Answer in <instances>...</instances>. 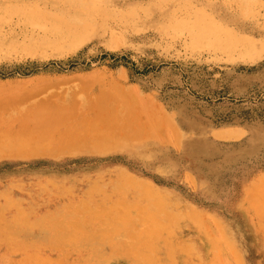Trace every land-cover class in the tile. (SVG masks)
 Here are the masks:
<instances>
[{
	"label": "rangeland",
	"instance_id": "obj_1",
	"mask_svg": "<svg viewBox=\"0 0 264 264\" xmlns=\"http://www.w3.org/2000/svg\"><path fill=\"white\" fill-rule=\"evenodd\" d=\"M100 104L153 125L0 154V264H264V0H0V133Z\"/></svg>",
	"mask_w": 264,
	"mask_h": 264
},
{
	"label": "bare ground",
	"instance_id": "obj_2",
	"mask_svg": "<svg viewBox=\"0 0 264 264\" xmlns=\"http://www.w3.org/2000/svg\"><path fill=\"white\" fill-rule=\"evenodd\" d=\"M83 2H84V0H82ZM30 11V10H29ZM18 12V11H17ZM16 12V13H17ZM25 13V12H24ZM24 13H22V12H20V13H17V14H24ZM33 13V12H32ZM26 14V13H25ZM35 14V13H34ZM40 15V14H39ZM40 18V17H39ZM42 18V17H41ZM59 20V19H58ZM55 21H57V20H55ZM57 23L58 24H60V22H58L57 21ZM62 23V22H61ZM87 25V24H86ZM85 25V26H86ZM53 26H55V25H53ZM52 26V27H53ZM61 26V25H60ZM63 26V25H62ZM64 27V26H63ZM55 28H57V26L55 27ZM74 27H67L66 29H65V32H64V30H63V32L64 33H66V34H77V32L73 29ZM51 29V28H50ZM49 29V30H50ZM53 30H54V28H53ZM56 31H57V29H56ZM210 32V31H209ZM80 33V32H79ZM220 34V33H219ZM233 37V36H232ZM75 38V37H74ZM229 38V37H228ZM68 39V38H67ZM67 39H65V40H67ZM74 40V39H73ZM113 95V94H112ZM111 95V96H112ZM104 96V95H103ZM103 96L101 97L102 99H103ZM107 96H109V95H107ZM107 96H104V98L106 97L107 98ZM114 95H113V99H112V97H111V99H112V101L114 102V100H115V102H116V99H117V97L114 99ZM101 98H99L101 101H102V99ZM105 98V99H106ZM123 98V97H122ZM98 99V98H97ZM96 99V100H97ZM105 99H104V101H105ZM108 99V98H107ZM110 99V98H109ZM99 100V101H100ZM118 100V99H117ZM122 100V99H121ZM101 101H100V103H101ZM93 102V101H92ZM97 102V101H96ZM114 102V103H115ZM102 103H103V101H102ZM101 103V104H102ZM104 103H106V102H104ZM121 103V102H120ZM95 104V103H94ZM101 104H100V106H101ZM102 105H104V104H102ZM90 106L91 105H88V107L87 108H89L88 110H87V108H86V110H87V113H88V111L90 110ZM96 106V105H95ZM100 106H97L96 108H100ZM102 108H103V106H101ZM114 107V108H113ZM113 107H112V104H111V106H110V109H111V111H110V114H111V117H113L112 115H113V113H115V115H116V112H117V109H115V108H118V107H116V106H114L113 105ZM124 107H125V105H124ZM93 108L95 109V111H98V113H100L99 112V110L101 111V109H97L96 110V108L93 106ZM113 108V109H112ZM129 108V107H128ZM131 108V107H130ZM129 108V109H130ZM137 107H135V109H136ZM128 109V110H129ZM135 109L133 108V110L134 111H131V113L129 112L130 110H132V108L128 111V118H127V113H126V115H125V119L123 120V125L125 124V126L123 127V128H125V130L126 129H129V131H131L130 132V134H128L129 133V131L128 132H126V137L124 136V140L126 141V139H128V141L130 142V140H135V139H130L132 136L133 137H135L136 135H137V132H139L138 133V135L137 136H139V134H140V132H141V136H142V131L144 130V129H146L147 128V126H145L146 128H144V126L142 125V124H140L141 122H140V119H139V124L137 123V119L138 118H140V116L136 119V120H134V118L136 117L135 116V114H133V113H136L135 112ZM139 110H140V108H138ZM143 111H144V108H141ZM73 110V109H72ZM72 110H66V111H63V112H61V113H59L60 115H61V118L60 117H58V115H57V113H56V116H57V118L56 117H53L54 119L52 120V118L50 119L51 121H48L47 119H45V121L47 120L48 122H46L45 123V125H43V124H41V120L39 121L38 120V127H37V129H36V131H35V128H36V125L37 124H32V125H30V124H28V122H26L25 121V123H26V126L27 127H25V128H27V130L24 128L23 129V131L22 132H20L19 131V135L18 136H14V135H12L11 133H8L9 131H7V129L8 128H10V127H7V129L5 130V129H3L4 131V133H0V137H1V135L2 136H5L4 138H0V154L1 155H6V154H10V152H14V153H17L19 156L20 155H24V156H29L30 157V155H32L31 157H37V156H35V155H48V154H60V153H74V152H76V151H83V150H85V149H87V148H91V147H93V146H99V147H101V146H106L107 144L108 145H110L114 140H117V139H120L121 137H122V134L120 135V133L118 132V131H120V132H125V130L123 131V129L121 130V128H122V126L120 125L117 129H116V131L114 130L115 129V127H114V129H113V124L115 123V122H117V120L115 121V119H117V118H115V115H114V121H113V118L111 119L110 118V115L108 116V111H109V109H107V106H106V108H105V110L107 111L106 113H104L105 111H104V108L102 109V111H101V114H98L97 112V114L99 115V116H101V117H105L106 118V116H108L106 119L108 120H106L104 117L103 118H100L99 116V118L98 117H96L97 116V114L95 115V114H93V116H94V118H95V120H94V118L91 120V123L89 124L88 122V119H87V122H86V118H85V121L83 120V118H82V114L84 113H79L80 114V117H81V119H82V121H84V123L83 122H81V126H77V125H80V122L79 123H77V125L74 127L73 126V128L74 129H77V131L79 130L78 128L79 127H81V130H79L78 132H75V133H72V131H69V132H63V133H60L59 132V130H58V126L61 128V126H63V124L61 125L60 123H62V122H60V120L62 121L63 119H66L67 118V121L66 122H69V123H71V121H69V116H71V115H73V114H71L70 112H72ZM93 110V109H92ZM116 110V111H115ZM125 110H126V108H125ZM149 111H151L150 109H148ZM147 110V111H148ZM70 111V112H69ZM91 111V110H90ZM94 111V110H93ZM92 111V112H93ZM121 111V110H120ZM123 111V110H122ZM121 111V112H122ZM136 111H137V109H136ZM143 111H141V113H139L140 111H137V113H138V115L139 114H142V112ZM147 111H145V112H143L144 114L145 113H147ZM157 111V110H156ZM133 112V113H132ZM153 110L151 111V116L153 117ZM64 113H66V114H64ZM72 113H74L75 114V112H72ZM102 113H104V114H107V115H103ZM136 113V114H137ZM149 113H147V115L149 114ZM32 114V113H31ZM35 114V113H34ZM63 114V115H62ZM69 114H71V115H69ZM129 114H130V116H129ZM134 115L135 117H131V115ZM143 114V115H144ZM149 114V115H150ZM155 114L157 115V114H160V112L158 113V111L157 112H155ZM67 115H68V117H67ZM123 115V114H122ZM149 115L147 116V118H148V121H149V119H150V117H149ZM32 116V115H31ZM116 116H118V115H116ZM145 116V115H144ZM143 116V117H144ZM35 117H37V115H35ZM34 117V118H35ZM151 117V118H152ZM32 118V117H31ZM120 118V117H119ZM118 118V119H119ZM127 118V119H126ZM130 118H131V120H130ZM132 118H133V124H134V126H138V128L137 129H135L134 128V130H139V126H140V130L139 131H134V130H132L133 129V124H132V122H130V124H129V120L130 121H132ZM145 118V117H144ZM154 118H156V120L158 119L159 120V122L157 123V121L155 120V124H158V126L160 125V119L159 118H161V116L159 115V118H158V115L157 116H155ZM36 119H39V118H36ZM99 119V120H98ZM101 119H103L102 121H100ZM105 119V120H104ZM110 119V120H109ZM121 119V118H120ZM146 119V118H145ZM164 119V118H163ZM30 120V119H29ZM56 120V123L58 122L59 123V125L57 126V124H55V121ZM58 120V121H57ZM93 120L95 121V122H93ZM122 120V119H121ZM125 120H127L128 121V123L126 124L125 122H127V121H125ZM152 119H150V121H151ZM165 120V119H164ZM28 121V120H27ZM32 121V120H31ZM33 121H34V119H33ZM42 121H43V119H42ZM65 121H63V123L65 122ZM104 121V122H103ZM106 121V122H105ZM111 121H113L114 123H112V127H110L111 125ZM35 122V121H34ZM33 122V123H34ZM37 122V121H36ZM50 122V123H49ZM51 122H53V123H51ZM99 122H101V123H99ZM107 122H108V124H107ZM110 122V123H109ZM119 122V121H118ZM145 122V121H144ZM143 122V124H145ZM164 122V121H163ZM167 122V121H166ZM32 123V122H31ZM50 124V128H52L53 127V129L55 130V131H51L50 130V128L49 127H47L49 124ZM85 123H87L88 125H90V126H88V125H86ZM106 125H105V124ZM136 123H137V125H136ZM148 123V122H147ZM42 125V126H40L39 127V125ZM47 124V125H46ZM51 124H53V126L51 127ZM83 124V125H82ZM85 124V125H84ZM104 124V125H103ZM132 125V129H131V127H128L129 125ZM150 124H152L153 125V122L151 121V123ZM164 125H168V122H167V124L166 123H163ZM33 126V128H31L30 126ZM54 125L56 126V127H54ZM61 125V126H60ZM109 125V126H108ZM116 125V124H115ZM114 125V126H115ZM145 125H147V124H145ZM162 125V124H161ZM19 126V128H20V125H18ZM17 126V127H18ZM47 127V129L49 128V130H47L46 129V127ZM67 126H69V125H67ZM88 126V127H87ZM156 126V125H155ZM169 126H170V124H169ZM85 127H87V128H85ZM117 127V126H116ZM126 127H128V128H126ZM144 129H143V128ZM2 128V127H1ZM40 128H42V130H43V128H44V131L42 132V130H40ZM56 128V129H55ZM69 128H71V126L69 127ZM72 128V129H73ZM120 128V129H119ZM149 128H151V126H148V133H149ZM158 128V127H157ZM162 128V127H161ZM18 129V128H17ZM22 128H20V130H21ZM29 129H33L32 131H30ZM155 129V128H154ZM163 129H164V127H163ZM10 130V129H9ZM26 130V131H25ZM39 130V131H38ZM47 130V131H46ZM151 130V129H150ZM157 129H155V131H156ZM7 131V132H6ZM11 131V130H10ZM39 133H38V132ZM41 131V132H40ZM67 131V130H66ZM75 131V130H74ZM164 131V130H163ZM52 132H54V133H52ZM118 132V133H117ZM136 133V134H133V133ZM143 132H146V130H144ZM157 132V131H156ZM18 133V132H17ZM132 133V134H131ZM159 133H160V127H159ZM158 133V134H159ZM3 134H6V135H3ZM129 135H132V136H129ZM150 135V134H149ZM160 135H162V133L160 134ZM117 136L119 137V138H117ZM143 136H146V135H143ZM226 136V135H225ZM236 136V135H235ZM128 137V138H127ZM229 138H230V136H228ZM126 138V139H125ZM139 138H143V137H139ZM145 138H147V137H144V139ZM151 138V137H150ZM239 138V137H238ZM237 138V139H238ZM123 140V139H122ZM121 140V141H122ZM137 140H138V138H137ZM239 140V139H238ZM124 141V142H125ZM115 142V141H114ZM113 142V143H114ZM117 142V141H116ZM119 142V141H118ZM111 149H112V147H110ZM114 148V147H113ZM100 149V148H99ZM101 150V149H100ZM91 152V151H90ZM9 156V155H8ZM11 156H12V154H11ZM113 178V177H112ZM18 186V185H17ZM22 186V185H21ZM69 190V189H68ZM18 191V190H17ZM13 192V191H12ZM20 193V192H19ZM24 193V192H23ZM66 193H69V192H66ZM27 194V193H26ZM50 194V193H49ZM52 195V194H51ZM58 199V198H57ZM64 200V199H63ZM263 200V199H262ZM68 201V200H67ZM71 201V200H70ZM260 202V201H259ZM24 203V202H23ZM30 203V202H29ZM27 205V204H26ZM79 205V204H78ZM161 205V204H160ZM13 207V206H12ZM71 207V206H70ZM123 207H125V206H123ZM10 208H11V206H10ZM35 209V208H34ZM49 209V208H48ZM139 210H140V208H138ZM263 209V208H262ZM15 210V209H14ZM108 210V209H107ZM114 210V209H113ZM19 212V211H18ZM121 212V211H120ZM101 213V212H100ZM3 214H5V213H3ZM86 214V213H85ZM99 214V213H98ZM123 214V213H122ZM145 215V214H144ZM147 215V214H146ZM46 216V215H45ZM126 216V215H125ZM3 218V217H2ZM41 218V217H40ZM114 218V217H113ZM113 218H112V220H113ZM117 218H119V217H117ZM146 218H148V216L146 217ZM28 219V218H27ZM244 219V218H243ZM1 220V219H0ZM65 220V219H64ZM82 220V219H81ZM115 220H116V218H115ZM119 220V219H118ZM145 220H147V219H145ZM152 220V219H151ZM122 221H123V219H122ZM157 221V220H156ZM48 222V221H47ZM172 222V221H171ZM3 223V222H2ZM2 223H0V224H2ZM62 223V222H61ZM60 223V224H61ZM247 223V222H246ZM57 224V223H56ZM54 225H55V223H54ZM155 225V224H154ZM103 226V225H102ZM229 226V225H228ZM247 226V225H246ZM249 226V225H248ZM104 227V226H103ZM234 227V226H233ZM78 228V227H77ZM164 228V227H163ZM58 230H60V228H58ZM160 230V229H159ZM158 229H157V231H159ZM232 230V229H231ZM61 231V230H60ZM63 231H65V229L63 230ZM100 231V230H99ZM114 231V230H113ZM151 231V230H150ZM100 232H103V231H100ZM115 232V231H114ZM113 232V233H114ZM117 232V231H116ZM152 232V231H151ZM207 232H208V230H207ZM73 233V232H72ZM104 233V232H103ZM110 233V232H109ZM145 233V232H144ZM59 234V233H58ZM63 233H61L60 235H62ZM97 234V233H96ZM101 234V233H100ZM105 234H106V232H105ZM150 234H152V233H150ZM161 234V233H160ZM192 234H195V233H192ZM214 234V233H213ZM90 235V234H89ZM232 235H233V233H232ZM238 235H239V233H238ZM67 236H69V235H67ZM95 236V235H94ZM216 236V235H215ZM260 235H258L257 237H259ZM20 237V236H19ZM73 237V236H72ZM77 237V236H76ZM84 237H86V236H84ZM84 237L82 238V239H84ZM131 237V236H130ZM135 237V236H134ZM133 237V238H134ZM213 237V236H212ZM242 237V236H241ZM262 237V236H261ZM255 238V237H254ZM87 239V238H86ZM111 239V238H110ZM203 239V238H202ZM59 240H60V238H59ZM81 240V239H80ZM235 240V239H234ZM243 240V239H242ZM142 241V240H141ZM262 241V240H261ZM61 242V241H60ZM65 242V241H64ZM135 242H137L136 240H135ZM245 242V241H244ZM62 243V242H61ZM66 243V242H65ZM88 243V242H87ZM196 243V242H195ZM197 244V243H196ZM204 244V243H203ZM237 244V243H236ZM239 244V243H238ZM244 245H245V243H243ZM254 244V243H253ZM66 245V244H65ZM73 245V244H72ZM137 246H139L137 243L136 244H134V245H130L129 246V248L128 249H132L131 251H134V249L136 250L138 247ZM246 246V245H245ZM256 246V245H255ZM240 247V246H239ZM142 248V247H141ZM140 248V249H141ZM146 248H148V250L150 249V255H142V256H139L138 258H137V262L139 263V264H141V262L142 263H145V262H148V260H151L152 258V254H153V249H154V246H153V244H150L149 246H146ZM199 248V247H198ZM200 249V248H199ZM239 249H241V248H239ZM35 250V249H34ZM108 250V249H107ZM142 251V250H141ZM145 251H147V249L145 250ZM172 251V250H171ZM202 251V250H201ZM243 251H244V249H243ZM264 251V250H263ZM82 252H83V250H82ZM121 253V252H120ZM197 253V252H196ZM201 253V252H200ZM263 253V252H262ZM137 255H141V253L140 254H137ZM161 255V254H160ZM85 256V255H84ZM201 256V255H200ZM169 258V257H168ZM203 258V257H202ZM215 259V258H214ZM220 260V259H219ZM202 261H204L203 259H202ZM215 261V260H214ZM223 261V260H222ZM231 261V260H230ZM120 264V263H119ZM220 264V263H219ZM228 264V263H227Z\"/></svg>",
	"mask_w": 264,
	"mask_h": 264
}]
</instances>
